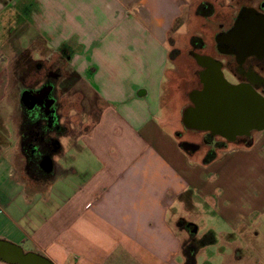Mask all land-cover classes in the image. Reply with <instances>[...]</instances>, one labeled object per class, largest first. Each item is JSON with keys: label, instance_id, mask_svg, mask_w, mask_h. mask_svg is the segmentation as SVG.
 Instances as JSON below:
<instances>
[{"label": "crops", "instance_id": "0c3cea01", "mask_svg": "<svg viewBox=\"0 0 264 264\" xmlns=\"http://www.w3.org/2000/svg\"><path fill=\"white\" fill-rule=\"evenodd\" d=\"M213 1L219 9L221 0ZM190 4L0 0V241L51 264H189L184 234L197 237L199 228L184 214L205 204L228 245L218 252L219 264H264V246L260 252L250 245L264 215V130L248 146L226 149L208 163L205 153L181 146L194 133L202 136L183 122L196 77L174 100L170 93L172 49L181 52L183 39L189 46L193 37L208 40L179 30L189 26ZM28 49L27 64L37 68L46 51L69 68L52 71L55 85L43 92L52 95L45 104L51 123L39 129L27 123L40 98L24 89L30 75L18 79L11 72L13 53ZM24 91L35 98L34 107L23 104ZM28 126L35 149L48 148L33 173L23 153ZM45 157L50 172L40 167ZM216 242L192 249L191 264ZM243 242L251 253L242 252Z\"/></svg>", "mask_w": 264, "mask_h": 264}, {"label": "flooded vegetation", "instance_id": "af4514ba", "mask_svg": "<svg viewBox=\"0 0 264 264\" xmlns=\"http://www.w3.org/2000/svg\"><path fill=\"white\" fill-rule=\"evenodd\" d=\"M216 4L217 3L213 0H203L198 6L199 12H195L200 19L206 22L204 24H209L210 27L212 26V41L209 42V40H205L203 37H196L194 44L190 41V49L187 51V54L189 55L190 53L196 52L200 55L210 56L220 61L221 69L227 81L233 85H248L259 95L264 96V40L261 41V49L258 51V54L242 56L240 43L235 39L237 36L244 38L253 30L254 32L260 33L261 37L264 39V0H221L218 4L220 7L219 9H216ZM41 66L42 65L39 64L37 68ZM207 69L208 65L206 61L200 60L193 71V75L196 77L197 81L193 89H203L202 80L205 78ZM56 79L57 75L49 70L44 72L42 79L36 83V85H39L38 88L25 84L24 89H32V91H36V96H40L28 121L30 127L32 126V128L39 129L41 123H51L50 120H45L46 116L50 119L52 116V114L49 113V108H47L45 104L52 95L44 96L43 92L47 88L53 87ZM190 105L191 104H188L186 108ZM29 126L26 130L25 137L26 155L30 160L34 159V161L39 163L41 157L46 154L48 148L44 145H40L38 149H35L33 144L29 142L33 135ZM191 131L200 132L202 134L200 141L195 143L200 144L197 150H200L201 146L207 147L205 155L210 154L211 151L215 149L224 148L228 143L248 142L252 138L254 132H260L253 130L249 135L237 134L234 135V137L228 135L233 138L228 139L219 135L218 130L212 132L188 130V132ZM35 134H37V138H40L39 140H42L43 136L40 137L41 135L39 132L36 131ZM191 143H194V141ZM188 151L192 152L191 150ZM35 152L40 158L35 159ZM192 249V246L188 245L186 254L188 260L189 257L194 254Z\"/></svg>", "mask_w": 264, "mask_h": 264}, {"label": "water", "instance_id": "95a60500", "mask_svg": "<svg viewBox=\"0 0 264 264\" xmlns=\"http://www.w3.org/2000/svg\"><path fill=\"white\" fill-rule=\"evenodd\" d=\"M235 39L240 43L242 56L258 54L261 41L264 40L261 34L254 30L244 38L237 36ZM189 55L197 63L200 60L206 61L208 69L202 80L203 89L191 94V105L183 111V122L189 125L190 129L197 131L218 130L219 133H215L228 139H233L228 135H249L253 130H264V96L248 85H233L227 81L220 61L196 52ZM21 100L28 108L34 107L36 103L28 91L22 93ZM181 146L184 151H195L200 144L183 141ZM51 164V159L45 157L40 167L45 172H50ZM0 259L18 264H51L42 256L23 253L18 246L3 241H0Z\"/></svg>", "mask_w": 264, "mask_h": 264}, {"label": "rangeland", "instance_id": "374dc122", "mask_svg": "<svg viewBox=\"0 0 264 264\" xmlns=\"http://www.w3.org/2000/svg\"><path fill=\"white\" fill-rule=\"evenodd\" d=\"M198 1L199 0H192V4H190L187 7V11H188L187 14L189 15L188 17L189 26H187V29H185V27L183 26L179 29L180 26L178 25H177L178 26L177 28L180 31L184 32L185 34H187V30L193 33H196V34H199L200 32H202V34L206 36L209 42H211L212 41L211 38L213 34L212 26L210 27L209 24H204L206 22L194 16L195 12L197 13L199 12V9H198L199 4H197ZM218 18H219V15H218ZM179 25H182V24H179ZM188 42H189L188 39H183L182 41L183 49L181 50V52H179V50H176V49L175 50L172 49L171 51L172 54H174L173 56L176 57L172 60L173 62L172 68H171L172 73L170 77V83L172 86L170 93H171V98L173 100L177 96L178 92L182 94L183 90H187L188 88H190V86H192L195 83L194 81L195 76L193 75V71L196 65H195L194 60L187 54V51L190 49ZM31 52H32V49L24 50L23 52H21V54L13 53V58L15 59H13L12 67H11L12 75L17 74L18 79H19L18 74H24L23 72L30 75L28 79L24 82V84L32 86V87L36 86V83L42 79L41 77H43L44 72L49 71V70L51 71L54 70L55 71V72L53 71L54 73H57V72L67 73L69 71V68L66 66V64H64L61 67L59 64L56 63V59L47 58L48 56H47L46 51H43L44 57L46 59L43 58L42 60L37 61V62H41L42 66L40 68H36L35 66L36 62L27 64V62L31 61L30 59ZM79 103L81 106L83 105L82 99L79 100ZM92 113L95 114L94 112ZM194 134H196L194 137H189V138H192L191 141L199 142L201 135L199 133H194ZM258 135H259V132H254L252 135V138L248 142L228 143L224 148L213 150L214 154L216 155L217 153H222L226 149L233 148V147H244L245 145L248 146L250 143L254 141V138H256ZM206 149H207L206 146H201L200 152L204 154L206 152ZM200 205L201 206L198 205L197 207H188L186 214H184L185 216L184 218L186 220L193 221L198 226L199 229L197 232V237L191 238L190 234L187 233L186 235L182 231L180 232V234L182 235L184 234L185 237L187 236V238L189 239L188 244L192 246L193 249L197 246L204 245V243L206 242H212L214 239L217 240L215 244L207 245L202 248V250L196 257L195 264H219L221 255H219L218 252L223 249L225 251L228 249V245H226L222 241L224 238H222L219 234V232L221 231V229H223V227L221 223L218 221V218L215 216V214L211 212V209H209V207H206L205 204H200ZM259 219L260 220H258L257 224H255L257 228L256 229L257 236L255 238V242L250 243V245L251 246L259 245V248H260L261 245L264 246V215L261 216ZM240 244H241V248L243 249L242 252H244V250L250 252V249L246 247V246H249V244H245L244 242ZM221 247L223 249L220 250ZM261 248L259 249V251L261 250ZM187 251H188V245H187ZM260 252H252V254L254 256H259L258 254H261V253L264 254V252H261V253ZM184 253L187 254V252H184ZM187 262H188V259H187ZM191 263L193 262H189V264Z\"/></svg>", "mask_w": 264, "mask_h": 264}, {"label": "trees", "instance_id": "16d2710c", "mask_svg": "<svg viewBox=\"0 0 264 264\" xmlns=\"http://www.w3.org/2000/svg\"><path fill=\"white\" fill-rule=\"evenodd\" d=\"M195 40H196V38L195 37H193L192 39H191V43L192 44H194L195 43ZM27 122V121H26ZM28 123V122H27ZM27 123L25 124V126L27 125ZM26 127L25 128H23V132H22V138L24 139L25 137H26ZM23 153L26 155V150L25 149H23ZM27 156V155H26ZM215 157V154H214V151H211V153L210 154H208V155H206L204 158V163H208V162H210L213 158ZM27 170L30 172V173H33L34 172V170H35V166H34V164H35V161H34V159L33 160H30L29 158H28V156H27ZM193 256H191V257H189V260H188V262H193Z\"/></svg>", "mask_w": 264, "mask_h": 264}]
</instances>
